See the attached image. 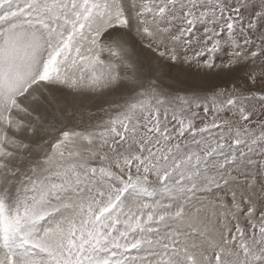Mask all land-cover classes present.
<instances>
[{
	"label": "snow or ice",
	"instance_id": "6c2138e0",
	"mask_svg": "<svg viewBox=\"0 0 264 264\" xmlns=\"http://www.w3.org/2000/svg\"><path fill=\"white\" fill-rule=\"evenodd\" d=\"M0 264H264V0H0Z\"/></svg>",
	"mask_w": 264,
	"mask_h": 264
},
{
	"label": "rangeland",
	"instance_id": "374dc122",
	"mask_svg": "<svg viewBox=\"0 0 264 264\" xmlns=\"http://www.w3.org/2000/svg\"><path fill=\"white\" fill-rule=\"evenodd\" d=\"M155 62L154 67L162 70L165 74L162 78V87L172 96L191 95L192 93L203 94L205 90H210L213 86L221 85L224 82L223 76L217 75L215 70L197 69L195 66L188 67L187 65L171 66L161 61ZM94 104V102L89 101L92 111H96ZM196 124L202 126L199 119Z\"/></svg>",
	"mask_w": 264,
	"mask_h": 264
},
{
	"label": "bare ground",
	"instance_id": "6f19581e",
	"mask_svg": "<svg viewBox=\"0 0 264 264\" xmlns=\"http://www.w3.org/2000/svg\"><path fill=\"white\" fill-rule=\"evenodd\" d=\"M153 64H154V65H156V62H155V61H153ZM90 101H91V100H90ZM92 102H94V101H92ZM94 103H95V102H94ZM90 104H91V103H90Z\"/></svg>",
	"mask_w": 264,
	"mask_h": 264
}]
</instances>
